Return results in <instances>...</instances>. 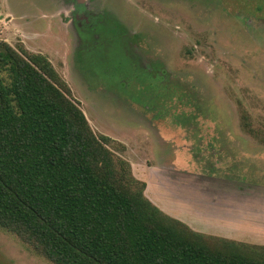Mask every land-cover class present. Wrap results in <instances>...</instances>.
Returning a JSON list of instances; mask_svg holds the SVG:
<instances>
[{
	"label": "rangeland",
	"instance_id": "obj_1",
	"mask_svg": "<svg viewBox=\"0 0 264 264\" xmlns=\"http://www.w3.org/2000/svg\"><path fill=\"white\" fill-rule=\"evenodd\" d=\"M0 42L47 58L116 157L264 211V0H0ZM0 264L53 263L0 228Z\"/></svg>",
	"mask_w": 264,
	"mask_h": 264
},
{
	"label": "trees",
	"instance_id": "obj_2",
	"mask_svg": "<svg viewBox=\"0 0 264 264\" xmlns=\"http://www.w3.org/2000/svg\"><path fill=\"white\" fill-rule=\"evenodd\" d=\"M112 142L47 58L0 42V228L53 264H264L154 205Z\"/></svg>",
	"mask_w": 264,
	"mask_h": 264
},
{
	"label": "crops",
	"instance_id": "obj_3",
	"mask_svg": "<svg viewBox=\"0 0 264 264\" xmlns=\"http://www.w3.org/2000/svg\"><path fill=\"white\" fill-rule=\"evenodd\" d=\"M123 145L128 149L126 144ZM126 160L132 167L133 175L146 184L145 196L167 215L180 220L197 233L264 246V211H258L253 207L247 208L244 202L230 199L232 197L227 194L222 199L216 190H210L213 195L207 196L209 191L206 188L192 187L189 180L174 181L178 184V188L170 189L165 184L167 178H162L163 173L161 181L155 175L158 172L155 171L157 167H150L147 163L143 167ZM138 166L143 167L141 168V171L144 172L143 175L142 173L139 175L137 172ZM152 181L158 187L155 192ZM153 199L154 201H152ZM229 199L230 201H228ZM206 200L207 202L210 200L214 203L218 202V204L216 206L212 203L201 205L202 209L198 207L196 212L198 201L206 202Z\"/></svg>",
	"mask_w": 264,
	"mask_h": 264
},
{
	"label": "flooded vegetation",
	"instance_id": "obj_4",
	"mask_svg": "<svg viewBox=\"0 0 264 264\" xmlns=\"http://www.w3.org/2000/svg\"><path fill=\"white\" fill-rule=\"evenodd\" d=\"M82 13H83V12H82ZM85 14H86V16H88V15H89V16H91V17H92V15H91L90 13H88V12H87V13H85Z\"/></svg>",
	"mask_w": 264,
	"mask_h": 264
}]
</instances>
